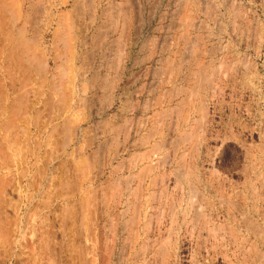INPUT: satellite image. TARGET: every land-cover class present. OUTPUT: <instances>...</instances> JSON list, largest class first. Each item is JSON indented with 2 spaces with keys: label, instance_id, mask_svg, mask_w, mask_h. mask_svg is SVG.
Masks as SVG:
<instances>
[{
  "label": "rangeland",
  "instance_id": "rangeland-1",
  "mask_svg": "<svg viewBox=\"0 0 264 264\" xmlns=\"http://www.w3.org/2000/svg\"><path fill=\"white\" fill-rule=\"evenodd\" d=\"M161 263L264 264V0H0V264Z\"/></svg>",
  "mask_w": 264,
  "mask_h": 264
},
{
  "label": "bare ground",
  "instance_id": "bare-ground-1",
  "mask_svg": "<svg viewBox=\"0 0 264 264\" xmlns=\"http://www.w3.org/2000/svg\"><path fill=\"white\" fill-rule=\"evenodd\" d=\"M20 10V9H19ZM18 10V11H19ZM183 22V21H182ZM181 25H183L184 27H189L190 28V26L191 25H193V23L191 22V21H187V20H185ZM185 29V28H184ZM186 43H187V46H188V48H189V50H190V52L192 53V48H193V43H192V41H189L188 39L186 40ZM188 50V51H189ZM189 53V52H188ZM199 55V54H198ZM197 65H198V63H197ZM200 78H202V76H201V73H200ZM202 79H204V78H202ZM207 80V79H206ZM208 81V80H207ZM194 97V96H193ZM189 99V98H188ZM189 101V100H188ZM163 128V127H162ZM188 136V135H187ZM184 139V138H183ZM185 142V141H184ZM155 146V145H154ZM182 156V155H181ZM252 164V163H251ZM182 174V175H181ZM180 175H181V178H184L185 180H187V182L190 180L189 178H190V176L191 175H189L188 174V172H186V171H183L182 173H181ZM180 175H179V177H180ZM179 177H177V179H179ZM173 178H175V177H173ZM180 178V179H181ZM156 179V178H155ZM130 180V179H129ZM163 180V179H162ZM162 180H160V181H162ZM131 181V180H130ZM175 181V180H174ZM178 181V180H177ZM172 182V181H171ZM170 181H169V183H171ZM173 183V182H172ZM177 183V182H176ZM173 185L175 186L176 184H174L173 183ZM263 187V186H262ZM172 188V187H171ZM189 189V188H188ZM181 192V191H180ZM161 193V192H160ZM172 201V200H171ZM179 202V201H178ZM187 204V203H186ZM163 213V212H162ZM171 221V220H170ZM249 223V222H248ZM206 224V223H205ZM229 228V227H228ZM237 233V232H236ZM211 238V237H210ZM216 242V241H215ZM240 242V241H239ZM168 253V252H167ZM160 256V255H159ZM162 264V263H161Z\"/></svg>",
  "mask_w": 264,
  "mask_h": 264
}]
</instances>
